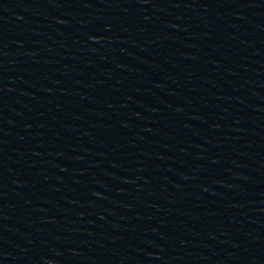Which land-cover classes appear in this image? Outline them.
I'll return each mask as SVG.
<instances>
[{"label":"water","instance_id":"95a60500","mask_svg":"<svg viewBox=\"0 0 264 264\" xmlns=\"http://www.w3.org/2000/svg\"><path fill=\"white\" fill-rule=\"evenodd\" d=\"M0 264H264V0H0Z\"/></svg>","mask_w":264,"mask_h":264}]
</instances>
